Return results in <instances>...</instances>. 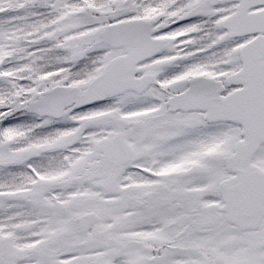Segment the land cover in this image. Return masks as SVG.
<instances>
[{"label":"snow or ice","instance_id":"obj_1","mask_svg":"<svg viewBox=\"0 0 264 264\" xmlns=\"http://www.w3.org/2000/svg\"><path fill=\"white\" fill-rule=\"evenodd\" d=\"M0 264H264V0H0Z\"/></svg>","mask_w":264,"mask_h":264}]
</instances>
